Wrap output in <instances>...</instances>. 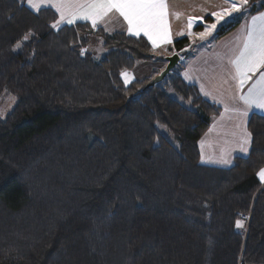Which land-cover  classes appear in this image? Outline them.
Segmentation results:
<instances>
[{
  "label": "trees",
  "instance_id": "obj_1",
  "mask_svg": "<svg viewBox=\"0 0 264 264\" xmlns=\"http://www.w3.org/2000/svg\"><path fill=\"white\" fill-rule=\"evenodd\" d=\"M56 23L52 9L0 0V98L17 99L0 119V264H264V116L248 119L246 156L202 164L220 108L181 77L188 38L173 41L179 64L142 90L160 69L120 75L165 63L144 37Z\"/></svg>",
  "mask_w": 264,
  "mask_h": 264
},
{
  "label": "crops",
  "instance_id": "obj_2",
  "mask_svg": "<svg viewBox=\"0 0 264 264\" xmlns=\"http://www.w3.org/2000/svg\"><path fill=\"white\" fill-rule=\"evenodd\" d=\"M84 2L86 0H47L46 3L39 6L38 10L52 9L57 15L56 24L58 26L86 22L92 29H101L107 34L124 32L131 35L128 33L126 22L115 11L98 21L95 28L91 22L82 19H76L74 23L69 24L67 17L72 12L77 11V5ZM53 3H62L67 6L64 8L66 16L64 20H61L60 13L56 8L51 6ZM165 3L167 5L166 38L164 33L155 37L157 42L154 47L152 41L143 33L138 36H131L144 37L153 50L160 49L162 39H170L166 46L168 47L167 55L171 54L170 50L173 51L172 43L174 40L188 38L189 34L186 36L188 30L195 31V33L202 32L206 23L213 22L214 14L222 11L225 5L224 0H165ZM26 6L31 11H38L36 7L29 5L28 0H26ZM249 10L250 14L236 19L231 18L235 15V11L230 8L224 17L226 20L234 19L233 22L238 24L228 34L217 41H213L214 45L200 47L197 50L203 40H194L195 46L191 51L192 53L195 52V55L185 63L184 70L181 72L182 79L186 83L196 86L204 100L220 108L219 116L212 120L208 130L198 143L200 162L205 165L228 168L233 165L235 158L246 156L249 153L251 142V137L247 131L248 119L254 113L264 116V110L255 107L249 108L247 115H243L242 113L247 106L240 99L242 96L249 95V90L253 89L254 86V90L264 87V85L257 83L260 76L264 74V67L257 69L255 74L249 73L250 79L243 86H240L232 64V61L236 59L243 48L249 30L258 31L264 28V19H261L264 17V10L258 13H251L252 8ZM254 18H256L255 21ZM193 22L199 24L190 28L189 23ZM198 25H201V28L196 30ZM213 38L210 39L213 40ZM195 47L197 48L195 49ZM259 178L264 182V179H261L260 176Z\"/></svg>",
  "mask_w": 264,
  "mask_h": 264
},
{
  "label": "snow or ice",
  "instance_id": "obj_3",
  "mask_svg": "<svg viewBox=\"0 0 264 264\" xmlns=\"http://www.w3.org/2000/svg\"><path fill=\"white\" fill-rule=\"evenodd\" d=\"M28 2L30 6L36 7L38 10L39 6L46 3L47 0H28ZM244 3H247V0H244ZM51 6L55 7L60 13L61 20L66 18L64 11L66 5L53 3ZM76 7L77 11L72 12L67 17L69 24L74 23L76 19H82L91 22L93 28H95L98 21L115 11L126 22L129 34L138 36L143 33L152 41L154 47L157 42L155 37L164 33L166 38L167 5L165 0H86V2ZM233 10H238V6L233 5ZM261 19H264V17ZM232 64L240 86H243L250 79L249 73L255 74L257 69L264 67V28L258 31L255 29L249 30L243 48L236 59L232 61ZM257 83L264 85V74L260 76ZM254 89L255 86L249 90V95L240 97L247 106L242 113L243 115H247V110L252 107L264 110V87L259 90ZM258 175L261 179H264V169Z\"/></svg>",
  "mask_w": 264,
  "mask_h": 264
},
{
  "label": "rangeland",
  "instance_id": "obj_4",
  "mask_svg": "<svg viewBox=\"0 0 264 264\" xmlns=\"http://www.w3.org/2000/svg\"><path fill=\"white\" fill-rule=\"evenodd\" d=\"M224 2H225V5L223 7V10L215 13V14L218 13L220 15L214 14V16L212 17L214 19V21L210 22V23H206V25L204 26L205 29L202 32L195 33V31L193 32L192 30L187 31L186 36L189 34L188 39L190 40L192 45H195L194 40H198V39L203 40L200 43L199 47L198 48L195 47V49L197 48V50H198L200 47L214 45L215 43H213V40L210 38H213L214 35L216 34L215 32H218L222 26L227 25L228 24L227 22H229V23L233 22L234 19H231V18H236V19L240 18V17L243 18V17L247 16L248 14H250L249 9H251V8L253 9L254 7H257L261 4L260 0H249V1H247V3H244V0H229V1L224 0ZM233 5L238 6V10H235V15L233 17L226 20L224 16H225L226 12L229 11L230 8H231V10H233ZM236 16H239V17H236ZM197 24H199V23L198 22L189 23V27L193 28L194 25L196 26ZM202 24H204V23H202ZM218 24H221V25H218ZM168 40H170V39H162V42H161L162 44H161L160 49H156V50L152 49L153 54L156 56H162L163 58L172 55L173 51H171V50L169 51V52H171V54L167 55L168 47H166V46L168 44V42H167ZM86 51H88L97 60L103 58L104 54H105L101 48L100 38L97 36L91 37L90 44L86 48ZM165 65H166V62L164 63L162 61L161 62L158 61V62L150 63V64H146V63L138 64L135 67V69H133L132 71L121 73V75H120L121 82L123 84H129L130 82H132L135 79H142V78L149 75L148 73L152 68L160 69V72H161L164 69ZM122 74H126V75H122ZM166 94L168 96L178 100V101H182L181 98L171 88L166 90ZM16 103H17V99L15 97H13V96L6 97V95H2L0 98V119H4L7 116V114L14 108ZM162 131H164V130H162ZM262 186H264V182H263ZM238 222H239V226H238ZM242 227H243V221H237L236 222V229L241 230Z\"/></svg>",
  "mask_w": 264,
  "mask_h": 264
},
{
  "label": "water",
  "instance_id": "obj_5",
  "mask_svg": "<svg viewBox=\"0 0 264 264\" xmlns=\"http://www.w3.org/2000/svg\"><path fill=\"white\" fill-rule=\"evenodd\" d=\"M88 33L94 32L89 31ZM164 61L166 62L164 69L157 76H155L142 90L153 88L154 86L160 84L179 64L180 56L177 53H173L172 55L165 57Z\"/></svg>",
  "mask_w": 264,
  "mask_h": 264
}]
</instances>
